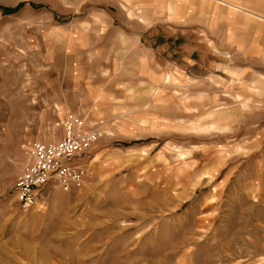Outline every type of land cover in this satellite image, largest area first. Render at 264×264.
<instances>
[{"label":"rangeland","instance_id":"rangeland-1","mask_svg":"<svg viewBox=\"0 0 264 264\" xmlns=\"http://www.w3.org/2000/svg\"><path fill=\"white\" fill-rule=\"evenodd\" d=\"M22 1L0 9V264H264V112L247 106L224 108L221 122L213 113L202 137L181 126L126 154L92 146L75 158L81 187L50 181L33 206L18 204L28 144L53 141L58 127L39 97V29L134 0L0 6Z\"/></svg>","mask_w":264,"mask_h":264},{"label":"crops","instance_id":"crops-1","mask_svg":"<svg viewBox=\"0 0 264 264\" xmlns=\"http://www.w3.org/2000/svg\"><path fill=\"white\" fill-rule=\"evenodd\" d=\"M39 30V97L58 126L49 140L69 113L99 130L92 146L126 154L181 126L202 137L197 126L224 108L264 112V0H134Z\"/></svg>","mask_w":264,"mask_h":264},{"label":"built area","instance_id":"built-area-1","mask_svg":"<svg viewBox=\"0 0 264 264\" xmlns=\"http://www.w3.org/2000/svg\"><path fill=\"white\" fill-rule=\"evenodd\" d=\"M63 136L56 141H32L27 146L28 160L14 182L15 199L23 209L35 203L41 188L55 181L63 191L79 188L85 168L75 158L88 150L100 136L87 127L85 118L69 113L62 122Z\"/></svg>","mask_w":264,"mask_h":264},{"label":"trees","instance_id":"trees-1","mask_svg":"<svg viewBox=\"0 0 264 264\" xmlns=\"http://www.w3.org/2000/svg\"><path fill=\"white\" fill-rule=\"evenodd\" d=\"M25 1H22L20 3H17L15 6H0V9L5 14H10L15 11H17L19 8H21L23 5H25Z\"/></svg>","mask_w":264,"mask_h":264},{"label":"bare ground","instance_id":"bare-ground-1","mask_svg":"<svg viewBox=\"0 0 264 264\" xmlns=\"http://www.w3.org/2000/svg\"><path fill=\"white\" fill-rule=\"evenodd\" d=\"M64 129V128H63ZM54 141H56V140H54ZM45 142V141H44ZM49 142V141H48ZM53 181V180H52ZM56 183V182H55ZM41 190H42V188H41ZM41 190H40V192H41ZM14 197H15V193H14Z\"/></svg>","mask_w":264,"mask_h":264}]
</instances>
